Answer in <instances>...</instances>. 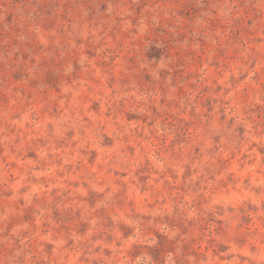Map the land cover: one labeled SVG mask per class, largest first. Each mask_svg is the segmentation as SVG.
Returning a JSON list of instances; mask_svg holds the SVG:
<instances>
[{
  "label": "rangeland",
  "instance_id": "rangeland-1",
  "mask_svg": "<svg viewBox=\"0 0 264 264\" xmlns=\"http://www.w3.org/2000/svg\"><path fill=\"white\" fill-rule=\"evenodd\" d=\"M0 264H264V0H0Z\"/></svg>",
  "mask_w": 264,
  "mask_h": 264
}]
</instances>
